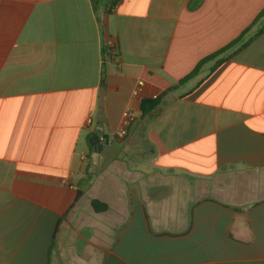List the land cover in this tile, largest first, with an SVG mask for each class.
Masks as SVG:
<instances>
[{
    "label": "crops",
    "instance_id": "1",
    "mask_svg": "<svg viewBox=\"0 0 264 264\" xmlns=\"http://www.w3.org/2000/svg\"><path fill=\"white\" fill-rule=\"evenodd\" d=\"M263 10L0 0V264H264L261 23L183 82ZM140 80L160 100L146 116ZM101 89L110 146L90 173Z\"/></svg>",
    "mask_w": 264,
    "mask_h": 264
},
{
    "label": "trees",
    "instance_id": "2",
    "mask_svg": "<svg viewBox=\"0 0 264 264\" xmlns=\"http://www.w3.org/2000/svg\"><path fill=\"white\" fill-rule=\"evenodd\" d=\"M261 23V28L259 29V32H262L264 30V10L257 16V18L255 19V21L251 24V26L245 30L241 36L239 38H237L235 41H233L231 44H229L228 46L224 47L223 49H221L219 52H217L216 54H213L212 56H209V58L201 61L197 68L195 69V71L188 76L184 81H186L187 79L191 78L192 76L196 75L200 69V67L202 66V64L204 62H206V60L210 59V58H214V57H218L219 55H222L224 53H226L228 50L234 48V47H238V49H242L250 40H252L254 37H249L247 40H245L246 35L251 31V29L256 26L257 24ZM257 34V35H258ZM160 103L159 97L156 99H151V98H146L142 101L141 104V113L143 116H146L148 114H150ZM92 134H89L88 138H90ZM90 146V145H89ZM92 147L90 146V149ZM93 208L95 209V211L97 212H102L105 211L107 209V205L104 203H101L98 200H93L92 202Z\"/></svg>",
    "mask_w": 264,
    "mask_h": 264
},
{
    "label": "water",
    "instance_id": "3",
    "mask_svg": "<svg viewBox=\"0 0 264 264\" xmlns=\"http://www.w3.org/2000/svg\"><path fill=\"white\" fill-rule=\"evenodd\" d=\"M103 89L100 90L99 93V101H98V107H99V116H98V127L96 128L94 134L89 138V143L94 149V163L91 165L94 169H89L90 173L97 172L98 165L96 162L99 159L102 160L103 156L107 154V151L109 149L110 144L106 143L104 144L101 140L104 139V132H103V123L105 121L104 119V94ZM103 155V156H102Z\"/></svg>",
    "mask_w": 264,
    "mask_h": 264
},
{
    "label": "built area",
    "instance_id": "4",
    "mask_svg": "<svg viewBox=\"0 0 264 264\" xmlns=\"http://www.w3.org/2000/svg\"><path fill=\"white\" fill-rule=\"evenodd\" d=\"M111 52H115V49L112 47ZM144 81L140 80L134 90V98L142 104V101L146 98H151V99H156L159 97L158 94H153L152 96H147L145 94L144 90ZM136 115L135 112L131 109L128 108L125 110L123 113V118L120 127L118 128L116 132V138L122 141H125L129 135V128L132 125V123L135 121ZM87 124L91 125L92 124V119L91 117L87 118Z\"/></svg>",
    "mask_w": 264,
    "mask_h": 264
}]
</instances>
